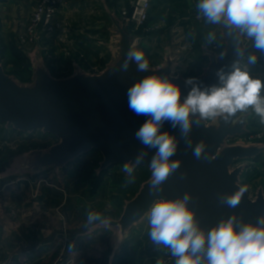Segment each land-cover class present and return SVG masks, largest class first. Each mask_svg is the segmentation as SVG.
<instances>
[{
	"label": "rangeland",
	"instance_id": "rangeland-1",
	"mask_svg": "<svg viewBox=\"0 0 264 264\" xmlns=\"http://www.w3.org/2000/svg\"><path fill=\"white\" fill-rule=\"evenodd\" d=\"M36 2L0 0V67L23 88H38L43 77L58 82H78L110 71L121 58V32L132 51L143 53L148 70L161 72L169 68L175 78L185 82L193 79L199 84L208 75L209 67L225 52L229 34L235 31L239 46L245 52L239 68L261 81V95L264 96V52L255 48L254 40L235 26L230 29L223 23L207 22L197 8L199 0H149L148 20L139 26L122 18V12H129L136 0H69L57 15L60 26L43 35L37 44L24 46L20 37L25 33ZM14 50L21 52L28 65L21 68L15 63ZM251 56L256 57L255 63H249ZM241 113L243 133L229 137L222 149L238 146L262 150L252 158L236 161L231 168L240 167L239 185L246 186L250 199L255 200L260 191L264 194V122L251 107ZM219 118H208L206 123L218 126ZM57 142L55 136L40 129L20 133L0 124V168L5 165L4 159L13 158L7 174H12L11 178L15 179L26 169L24 174L29 175L24 183L30 203L25 201L19 208L14 206L17 203L11 204L7 199L3 205L2 210L6 211L10 221L17 220L18 209L26 210L43 196V203L50 210L46 213L48 225L52 226L56 217L63 238H76L75 244L82 249L78 264H91L81 257L93 250L103 253L102 248H108L111 254L119 250L121 256L117 262L130 260L129 264H156L165 252L171 254L168 246L150 238L151 210L131 226L120 225L126 206L152 178L150 168L113 164L103 170L104 158L95 150L59 167L43 164L40 168L34 167L36 159L48 154ZM16 187L18 192L22 185ZM37 188L45 189L48 194L41 192L39 196ZM49 192L58 195L53 198ZM89 213H98L100 218L90 223ZM89 237L100 240L86 242ZM20 239L12 234L3 236V230H0V263ZM61 246V255L58 253L53 259L52 251V257H46V264H55L57 258L59 264L69 257V240L63 241ZM47 247L53 250L52 246ZM173 258L171 264H175L176 257ZM68 261L66 264L70 263Z\"/></svg>",
	"mask_w": 264,
	"mask_h": 264
},
{
	"label": "water",
	"instance_id": "water-1",
	"mask_svg": "<svg viewBox=\"0 0 264 264\" xmlns=\"http://www.w3.org/2000/svg\"><path fill=\"white\" fill-rule=\"evenodd\" d=\"M122 18L132 23L129 17ZM121 34L123 46L118 64L108 72L78 82H58L43 77L38 88H23L0 67V124L20 133L40 129L58 140L48 154L36 159L34 167L40 168L42 164L59 167L95 150L104 158L103 170L113 164L143 166L152 170L151 161L157 150L143 145L135 136L149 117L130 111L128 89L145 78L157 76L177 85L183 102L191 85L175 78L169 68L161 72L139 70L134 60H128V67L124 69L127 54L132 49L124 33ZM244 53L236 32L232 31L225 52L209 67L208 75L198 84L201 89L222 86L218 70L231 73L233 65L240 66ZM241 115V111H237L227 121L220 117L218 126H208L206 119H200L198 113L190 115L191 131L187 135L182 134L179 127L173 128L171 123L165 122L160 131L174 137L177 145L169 162L179 161V167L171 171L157 189L152 188V178L145 182L126 206L120 225L128 227L136 223L159 200H175L186 194L189 196L187 207L193 211L196 222L206 234L232 216L236 218L237 231L243 224L258 225L264 219L262 191L255 200L250 199L245 191L235 207L223 202L224 198L241 188L238 182L241 169L232 170L234 163L262 152L255 147L222 149L229 137L243 133ZM197 145L202 148L199 158L194 155ZM138 157H141L139 163ZM24 171L27 172L26 169ZM201 264H207L206 253Z\"/></svg>",
	"mask_w": 264,
	"mask_h": 264
},
{
	"label": "clouds",
	"instance_id": "clouds-1",
	"mask_svg": "<svg viewBox=\"0 0 264 264\" xmlns=\"http://www.w3.org/2000/svg\"><path fill=\"white\" fill-rule=\"evenodd\" d=\"M197 8L209 23H223L230 29L235 26L246 32L254 40V47L264 52V0H199ZM128 60H134L139 70L149 66L139 51L127 54L124 69L128 67ZM255 62V56L249 57V63ZM217 76L222 86L204 89L188 79L185 83L191 85V89L183 102L181 89L157 76L145 78L128 89L130 111L149 117L135 136L143 145L157 150L151 161L153 189L179 167V161L169 162L177 145L174 137L160 131L165 122L171 123L173 128L179 127L181 133L187 135L191 131L190 115L198 113L200 119L222 117L227 121L237 111H247L249 107L264 122V96L259 79L235 65L231 73L226 74L221 69ZM201 151V146L197 145L194 155L199 158ZM141 157L137 158L138 163ZM246 190V186L241 187L223 202L230 207L237 206ZM188 199L186 194L175 200H159L150 211V238L170 248L176 257L175 264H201L205 253L207 264H264V219L258 225L243 224L237 231L236 218L232 216L206 234L187 207ZM99 218L98 213L88 215L90 223Z\"/></svg>",
	"mask_w": 264,
	"mask_h": 264
},
{
	"label": "crops",
	"instance_id": "crops-1",
	"mask_svg": "<svg viewBox=\"0 0 264 264\" xmlns=\"http://www.w3.org/2000/svg\"><path fill=\"white\" fill-rule=\"evenodd\" d=\"M12 160L13 158L5 159V163L3 162V164L5 165L0 168V230H3V236L12 234L19 236L21 239L13 244V250L10 254H8V256L2 258L3 261H1L2 263L0 264H46L47 255H50L48 257L51 258L52 251L53 259H55V256L58 255V253H60L61 255V245L63 241L68 240L70 244L69 257L67 259H64L63 261H60L59 264H66L68 260V262H70L69 264H78L79 262L77 258L79 255V251H81L82 249H78L77 244H75L77 243L76 238H73V240L71 237L69 239L63 238L60 229V221L56 222L55 220H58L56 217H54L55 220L52 219L53 225H48L49 222H47L46 213H48V211L50 210L47 209L46 205L43 203V196H40L42 194L41 192H46L48 194L45 189H43V191H40L37 188V193H39L38 195L40 196V198L37 199L38 202H35L34 205L30 204L31 206H27L26 210L22 208H17V220L10 221V219H8L6 211L2 210L3 205H5V203L7 202V199H9L8 201H10L11 204L17 203L14 206H18L19 208L21 207V205L24 204L25 201L28 203H30L31 201V199H28L26 197V192L28 191L25 190L24 183V180L29 178V175L24 174V171L20 176H17L15 179H12V176L7 175L6 171L10 169V167L8 168V166L10 165ZM16 183L22 185V188L19 189L20 191H18L20 194H18V187H16L19 186V184ZM49 194L53 195V198H56V196L58 195L50 192ZM33 198L36 199V196L33 195ZM41 204H44V206ZM76 236L77 234L75 235V237ZM97 240H100V238L89 237L86 242ZM47 246H52L53 250H51V248ZM102 252L103 253H101L99 250H93L91 251V254L89 252L84 254V256L81 257V260L87 259L86 261H89L91 264L130 263V260L123 262L121 261L119 263L117 262L121 256V252L119 251H116L114 254H111L108 248H102ZM56 260H58V258ZM56 260L55 264L58 263V261Z\"/></svg>",
	"mask_w": 264,
	"mask_h": 264
},
{
	"label": "built area",
	"instance_id": "built-area-1",
	"mask_svg": "<svg viewBox=\"0 0 264 264\" xmlns=\"http://www.w3.org/2000/svg\"><path fill=\"white\" fill-rule=\"evenodd\" d=\"M69 0H37L36 5L25 27V33L20 37L24 46H32L38 43L43 35L54 32L60 23L56 21L60 8ZM150 10L149 0H136L129 12H122L123 17H129L136 26L144 24L148 20ZM174 258L165 252L156 261V264H171Z\"/></svg>",
	"mask_w": 264,
	"mask_h": 264
},
{
	"label": "trees",
	"instance_id": "trees-1",
	"mask_svg": "<svg viewBox=\"0 0 264 264\" xmlns=\"http://www.w3.org/2000/svg\"><path fill=\"white\" fill-rule=\"evenodd\" d=\"M13 54H14V58H15L14 61L19 67L23 68V66L25 64L28 65L26 58H24V56L21 54V52L19 50H14Z\"/></svg>",
	"mask_w": 264,
	"mask_h": 264
}]
</instances>
